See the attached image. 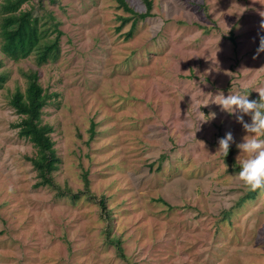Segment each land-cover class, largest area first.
Returning a JSON list of instances; mask_svg holds the SVG:
<instances>
[{"label":"rangeland","instance_id":"374dc122","mask_svg":"<svg viewBox=\"0 0 264 264\" xmlns=\"http://www.w3.org/2000/svg\"><path fill=\"white\" fill-rule=\"evenodd\" d=\"M149 1L139 19L144 0H125L136 14L117 0H43L62 31L55 57L0 50V264H264V190L236 207L247 188L227 162L240 166L247 133L215 103L243 89L259 101L264 0ZM27 71L50 96L54 183L79 193L86 177L96 200L34 186L35 149L10 104Z\"/></svg>","mask_w":264,"mask_h":264},{"label":"trees","instance_id":"16d2710c","mask_svg":"<svg viewBox=\"0 0 264 264\" xmlns=\"http://www.w3.org/2000/svg\"><path fill=\"white\" fill-rule=\"evenodd\" d=\"M28 1L30 0H0V50L4 55L14 60L24 59L35 54L37 63L42 64L57 54L62 31L58 28V23L54 21L55 17L51 13H46L43 0H40L41 3L37 1V7L32 5L24 8L23 5ZM144 1L146 11L137 13L136 18L144 19L151 15V1ZM117 2L129 12L136 14L125 0H117ZM37 11L43 12L39 14ZM136 18L128 32L129 35L135 26ZM44 19L45 21H43ZM127 19L124 17L123 21ZM1 64L0 61V67ZM22 75L26 79L25 88L14 90L10 96V104L20 117L13 126L18 129L19 136L28 139L35 149V154L28 157L39 178L34 186H49L58 190L59 194H68L71 191H61L60 187L54 183L52 176V173L58 168L59 159L56 156L54 141L51 137L53 127L42 121L43 108L48 104L50 96L39 82L37 71L23 72ZM5 80V75L0 74V88ZM227 162L230 168L240 169V166L235 165L233 160ZM84 182V190L79 193L71 192V197L77 199L80 198L81 194H85L87 198L96 200L95 195L91 193L88 187L86 177ZM258 192L259 190L247 189L245 195L237 201L236 207H239L246 199L254 198ZM105 201L104 197H100L97 202L102 208H105ZM224 212L223 218L232 213L231 210ZM106 215L109 216V212ZM114 245L118 255L124 258L120 241L115 240Z\"/></svg>","mask_w":264,"mask_h":264},{"label":"clouds","instance_id":"9594fccd","mask_svg":"<svg viewBox=\"0 0 264 264\" xmlns=\"http://www.w3.org/2000/svg\"><path fill=\"white\" fill-rule=\"evenodd\" d=\"M260 50H264V38L261 39ZM259 93V101L249 99V91L243 89L236 94L217 95L215 102L221 110L233 115L237 114V122L242 124L247 135L243 142L237 144L245 158L240 160L238 178L242 185L251 191L264 190V88L256 90ZM207 105V104H206ZM203 116L204 114L200 112ZM212 118L215 114H211ZM250 116L251 122H244L243 117ZM206 121V120H203ZM234 142L229 131L218 140V151L226 157L231 144Z\"/></svg>","mask_w":264,"mask_h":264}]
</instances>
